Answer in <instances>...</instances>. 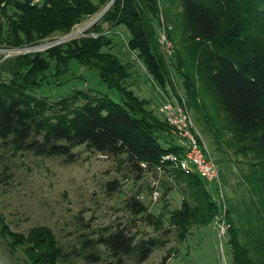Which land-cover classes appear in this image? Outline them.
Returning <instances> with one entry per match:
<instances>
[{"label": "trees", "instance_id": "16d2710c", "mask_svg": "<svg viewBox=\"0 0 264 264\" xmlns=\"http://www.w3.org/2000/svg\"><path fill=\"white\" fill-rule=\"evenodd\" d=\"M180 2L188 36L182 52L174 49V60L176 71L182 72L187 104L190 108L197 107L198 100L204 98L211 116L214 114L220 120L221 113L228 121L234 153H250L263 167L253 188L259 199L257 204L262 205L261 212L258 208L254 210L262 218L264 0ZM109 3L100 20L83 32L86 36L72 40L65 50L57 46L45 54H21L2 64L1 69L11 79L7 84L0 83V141H9L17 150L30 151L36 156L64 157L68 162L75 160L73 149L84 145L105 155H125L140 172L143 171L141 163L153 166L164 154L181 153L174 139L168 138L170 129L166 122L147 109L149 101L120 85L131 75L126 66L114 54L101 52L108 44L103 31L99 33L101 24H106L108 30L124 26L130 35L127 47L136 53L150 78L167 94L169 73L151 20L158 17L159 0H0V45L8 48L31 45L55 33H69L84 17L93 16ZM91 32L99 36L93 37ZM168 37L171 40V36ZM51 61L53 78L65 76L72 61L77 62L97 72L107 90L118 93V100L105 95L85 98L82 105H77L78 101L66 97L56 105L58 112L52 118L45 117L46 102L31 99L27 92L39 88L46 74L52 71ZM167 139L173 143L168 144ZM180 175L188 181L192 203L183 199L180 208L171 215V224L180 230L209 225L217 214V206L207 184L195 174ZM128 207L135 215L146 211L138 200H130ZM245 215L249 217L246 222L251 224L250 212ZM229 222L226 219L227 225ZM229 234L233 263L254 264L233 230ZM184 235L180 233L181 238ZM0 236L10 240L12 251L21 248L30 264H55L59 256L48 230L34 229L25 236L15 234L0 217ZM133 241L122 227L98 243L109 249L111 256L117 259L115 264H124V257L143 263L154 249L165 245L157 238ZM260 255L264 261V253ZM88 258L92 262L99 259L95 254ZM168 259L165 256L159 264H167Z\"/></svg>", "mask_w": 264, "mask_h": 264}, {"label": "rangeland", "instance_id": "374dc122", "mask_svg": "<svg viewBox=\"0 0 264 264\" xmlns=\"http://www.w3.org/2000/svg\"><path fill=\"white\" fill-rule=\"evenodd\" d=\"M111 3L93 16L84 17L69 33H55L31 45L11 48L0 45V83L7 84L11 79L1 69L5 61L21 54H45L57 46L65 50L72 40L86 36L83 32L100 20ZM151 20L156 34L164 29L171 36L175 52H182L187 45L188 33L182 21L180 0H159L158 17ZM99 31H103L102 36L108 42L101 52L117 56L127 69H131V75L140 73V81L131 85L125 80L120 85L129 87L137 95L138 87H144L143 97L150 100V107L164 122L159 112L164 103L161 88L152 79L153 88L149 86L141 61L127 47L128 30L124 26L108 30L102 23ZM92 32L91 36H99V33ZM158 46L169 73L167 95L170 93L184 102L195 131L218 165L224 195L222 210L225 211V220L230 221L226 233L220 235L215 219L206 227L192 226L182 230L171 224V215L180 208L182 200H192L187 179L169 164L160 168L158 165L147 166L140 172L125 155H105L84 145L73 149L75 160L68 162L64 157L36 156L30 151L17 150L9 141H0L1 221L12 233L24 236L34 229L50 231L59 249L55 264H115L117 259L98 240L122 227L135 243L147 238L165 242L164 247L154 249L145 262L136 263L124 257V264H159L165 256L169 258L167 264H234L230 230L253 263L264 264L260 255L264 253V216L258 217L254 210L258 208L261 212L262 205L257 204L259 199L253 191L263 167L252 159L254 156L250 153H234L228 121L221 113L220 120L214 114L211 116L204 98L198 100L197 107L188 106L182 72L175 69V57H167ZM51 68L39 88L27 92L31 99L46 102L45 117L52 118L58 112L56 105L66 97L78 101L77 105H82L85 98L97 99L105 95L118 100V93L108 91L97 72L77 62L72 61L69 71L59 78L51 75L53 61ZM168 138L174 139L170 130ZM167 140L168 144L173 143ZM161 142L165 144L164 140ZM155 190L159 196L153 200ZM130 200L140 201L146 211L135 215L128 207ZM253 204L257 206L251 207ZM246 212L251 214V224L246 222L249 218ZM181 232H184V238L180 237ZM260 237L262 239L256 241ZM90 254L99 259L90 261ZM0 264L30 263L21 248L12 251L10 240L0 236Z\"/></svg>", "mask_w": 264, "mask_h": 264}, {"label": "built area", "instance_id": "2783aa9c", "mask_svg": "<svg viewBox=\"0 0 264 264\" xmlns=\"http://www.w3.org/2000/svg\"><path fill=\"white\" fill-rule=\"evenodd\" d=\"M157 41L167 57L174 55V45L164 29L158 32ZM160 93L164 97V103L159 108V112L168 125L181 153L164 154L157 165L160 168L169 164L184 175L195 174L199 176L207 184L209 193L212 191L210 193L212 200L219 209L218 214L214 217L215 223L220 229V235H224L228 225L225 220V211L222 210L224 208V195L218 165L195 131L193 119L184 102L177 100L170 93L165 95L162 90ZM140 166L143 169L147 168L144 163H141ZM158 196V191H153L152 199L156 200Z\"/></svg>", "mask_w": 264, "mask_h": 264}, {"label": "crops", "instance_id": "0c3cea01", "mask_svg": "<svg viewBox=\"0 0 264 264\" xmlns=\"http://www.w3.org/2000/svg\"><path fill=\"white\" fill-rule=\"evenodd\" d=\"M133 69V68H132ZM135 69V68H134ZM129 70V72H130V70L131 69H128ZM135 71H136V69H135ZM144 71H145V69H144ZM146 72V71H145ZM133 72H130V74H132ZM146 74V76H147V81H148V84H149V86L150 87H152L153 86V83H152V81H151V78H150V76L147 74V72L145 73ZM127 80H129L130 81V84L131 85H133V84H135L137 81H140L141 79H140V73H138V74H134V75H130V77L127 79ZM150 80V81H149ZM153 88V87H152ZM155 88V87H154ZM138 97H142V98H145V97H143V94H144V92H145V88L144 87H138ZM159 91V90H158ZM163 92V91H162ZM145 99H147V98H145ZM161 99L162 100H164V97L161 95ZM148 101H149V105L147 106V109L148 110H153L150 106H151V104H150V100L149 99H147ZM154 111V110H153ZM221 175V174H220ZM206 227V226H205Z\"/></svg>", "mask_w": 264, "mask_h": 264}, {"label": "water", "instance_id": "95a60500", "mask_svg": "<svg viewBox=\"0 0 264 264\" xmlns=\"http://www.w3.org/2000/svg\"><path fill=\"white\" fill-rule=\"evenodd\" d=\"M107 9V8H106ZM100 17V16H99ZM99 19V18H98Z\"/></svg>", "mask_w": 264, "mask_h": 264}]
</instances>
